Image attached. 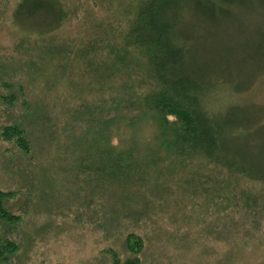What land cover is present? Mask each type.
<instances>
[{
    "label": "rangeland",
    "instance_id": "374dc122",
    "mask_svg": "<svg viewBox=\"0 0 264 264\" xmlns=\"http://www.w3.org/2000/svg\"><path fill=\"white\" fill-rule=\"evenodd\" d=\"M20 1L0 0V190L18 193L6 208L22 216L17 227L0 226V243L8 239L19 246L5 264H111L105 252L110 249L125 261L132 257L125 242L132 233L146 241L143 264H264V185L228 176L200 157L183 163L166 159L157 178L166 190L136 200L138 223L132 217L117 223L109 218L107 204L117 206V200L108 192L105 200L98 189L106 186L95 181L93 187L78 164L71 166L74 153L55 143L45 115L48 108L56 125L53 111L112 96V80L106 75L98 80L105 72L94 59L98 54L96 63L101 62L105 53L91 47L109 25L117 35L118 1L59 0L65 21L43 39L32 26L42 20L14 16ZM218 20H197L188 29L191 67L230 72L235 81L228 89L252 86L240 100L264 105V72L255 80L264 70V8L233 9ZM137 57L131 78L144 73V59ZM15 124L27 131L30 154L2 138L1 129ZM157 131L154 120L141 124L144 146H157ZM91 195L98 203L88 207Z\"/></svg>",
    "mask_w": 264,
    "mask_h": 264
},
{
    "label": "trees",
    "instance_id": "16d2710c",
    "mask_svg": "<svg viewBox=\"0 0 264 264\" xmlns=\"http://www.w3.org/2000/svg\"><path fill=\"white\" fill-rule=\"evenodd\" d=\"M117 1L122 19L120 29H115L118 36L113 32L115 25H109L108 33H98L91 47L92 52L100 49L105 53L101 62L96 63V53L94 59L96 67L105 72L98 80L105 75L112 80V96L53 111L56 125L48 108L45 115L54 130L53 138L56 135L55 143H60L63 151L74 153L70 164H78L77 171L85 172L92 186L95 181L106 186L104 191L98 189L105 200L110 198L108 194L117 200V206L107 204L109 218L116 223L131 217L140 221L142 214L133 205L145 193L166 190L157 179L166 159L183 163L200 157L228 176L264 185V105L240 100L251 94L252 86L228 89L235 81L230 72L193 70L189 49L192 36L188 32L197 20L215 24L218 17H226L233 9L264 8V0ZM17 5L15 17L29 23L43 21L32 25L37 28L34 35L38 39L61 28L65 21L59 0H21ZM138 55L144 59V73L131 78ZM263 72L257 73L255 80ZM125 76L128 79L124 81ZM61 118L64 122L58 131ZM150 120L158 126L153 139L157 146H144L138 135L141 124ZM26 134L17 124L1 129L5 141L30 154L32 144ZM114 139H118L117 144ZM17 195L0 190V226L21 224L22 216L6 208V202ZM92 195L88 207L98 203ZM125 242L132 257L121 261L110 249L105 252L112 257L111 264H143L146 241L132 233ZM18 250L10 240H3L0 263H8Z\"/></svg>",
    "mask_w": 264,
    "mask_h": 264
}]
</instances>
